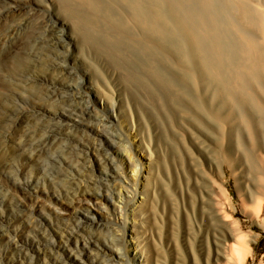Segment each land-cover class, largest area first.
I'll list each match as a JSON object with an SVG mask.
<instances>
[{
	"label": "rangeland",
	"instance_id": "1",
	"mask_svg": "<svg viewBox=\"0 0 264 264\" xmlns=\"http://www.w3.org/2000/svg\"><path fill=\"white\" fill-rule=\"evenodd\" d=\"M135 1L0 0V264L41 262L35 209L54 205L53 195L66 221L84 224L88 244L72 252L85 254L87 264L103 261L102 246L122 229L105 221L97 231L67 203L84 187L116 201L126 184L132 213L144 197L127 178L134 157L140 183L155 189V204L129 220L148 236L147 264H174L179 232L181 264H193L192 245L207 254L220 183L245 244L244 264H264V210L252 212L256 198L264 202V0H141L153 16L150 28ZM188 190L198 209L195 217L182 212L178 230L174 201ZM201 191L208 202L197 197ZM106 202L92 197L89 205L108 212ZM123 246L131 257L141 251L130 237ZM52 247L43 242L41 249L50 255ZM53 253L67 261L63 250ZM224 253L214 264H237Z\"/></svg>",
	"mask_w": 264,
	"mask_h": 264
},
{
	"label": "bare ground",
	"instance_id": "2",
	"mask_svg": "<svg viewBox=\"0 0 264 264\" xmlns=\"http://www.w3.org/2000/svg\"><path fill=\"white\" fill-rule=\"evenodd\" d=\"M135 3H136V8L138 7V10H139L138 13L141 16L142 21H144V24L150 28V24L153 23L151 21V19H152L153 16H151L146 11L145 7H143V5L141 3V0H137V1H135ZM159 17H160V20H161V18L164 17L163 12H160L159 13ZM158 23H160V21ZM202 23H204V21ZM263 26H264V24H263ZM205 29H207V28H205ZM213 31H214V28H213ZM247 40L248 39H247V36H246V41ZM249 41L251 42V39L250 38H249ZM250 42H246V43L248 44ZM195 44H197V43H195ZM250 44H248V45L251 46ZM196 51H197V49H196ZM208 59H210V58H208ZM232 71H234V70H232ZM238 82H239V80H238ZM111 83H110V81L105 80L103 82V84L101 85V87L103 89L104 94L106 96L108 95L109 97L112 96L111 98L113 99V98H115V97H113L114 96L113 93L115 92V90L113 91V88L111 86ZM229 91H230V89H229ZM114 111H115V109H114ZM131 116L133 118H134V116H138L135 110L134 111H131ZM106 126H108V125H106ZM185 147H187V145ZM148 149H149V152L151 153L152 152L151 151V149H152L151 146ZM109 155L111 157V161L112 162L115 161V159H113L114 158L113 157V154L111 153ZM131 160H132L131 161V164H132V167H134V170H133L131 176H127V178L131 181L132 184L135 185V189H134L135 192L138 193V192L141 191V193L144 195L143 200H141V201H137L136 200L137 202L135 201L133 203V205H132V207H134V209H133V212L132 213L130 212V214H132L133 217H136V212H138V209L139 208L142 209V207L146 203H148V202L150 204L151 203L153 204V202H154L155 189L154 188L151 189L150 186H148L147 184L140 183V176L142 174L141 173V171H142V169H141L142 168L141 167V162H140L139 159H135V157L134 158H131ZM105 163L107 165V168H109V163L107 161ZM201 167H203L202 170L205 173H208L206 171V169H204L205 168L204 162L201 163ZM136 168H138V169H136ZM218 169H219L220 173H223V167L218 166ZM117 170L120 171V173H121V171L122 172H125L124 171V168L122 166L119 167V168H117ZM219 177H220V175H219ZM148 178H146V179H148ZM168 178H170V175L169 174H168ZM181 180H182V178H181ZM211 181H214V180H211ZM170 183H172V182H170ZM52 184L55 185L54 182H52ZM54 188L57 191L56 186H54ZM84 188H85V191H84L83 196L81 198H79V199H71L72 201L69 202V203H67V207H69V209L71 210V212H69V213L72 214L74 216V218L77 219V221L80 219V221H83L84 223H88L89 222L93 227H97V231L98 230L100 231V227L102 226V224H104L106 222H111L113 225L116 226V228H121L122 229V231L120 229H113L114 232H115V234L112 237V245L110 246V245H108L106 243V244H104L102 246V249L104 250L103 255L106 257L103 260L104 263L105 264H147L146 261H147L148 258L146 257L147 256L146 253L148 252L147 250L150 251V249H148V247H149L148 246L149 245L148 244L149 241L147 239L148 236H146L145 230L144 231L143 230L142 231L140 230V228L137 226V224L133 220V218H132L133 224L131 226H129V220L132 217L129 214V207H130L129 202H130V200H132V202L134 200L133 199L134 198L133 195H131V193H130L131 192L130 191V186H127L126 184L125 185H122V188H123V190L126 191V193H123L122 192L119 195V198L116 201H113V197H111V195H109V192H107V194L105 192L100 193V194H98V193L95 194L93 192H90L87 189V187H84ZM215 188H216V186H215ZM187 189H189V188H187ZM194 189H196V188H194ZM64 192H61V191L58 190V194L59 195H63ZM216 193H218V191ZM208 195L209 194H207L205 191H201L199 193V195L198 196L196 195V196L199 199L203 200L204 202H208V199H209L208 198ZM218 195L220 196L221 200H220L219 203H218V200H217L216 203H218V204H216L215 213L213 212V215H214L213 220L215 219L216 225L218 227V230L215 231L217 233H216L215 236L213 235L214 238L213 237H210V235L207 236V238H206V245H207L206 246V249H208L207 250L208 252H207L206 255H205V253H202L199 250H197V248L194 245H192L193 244L192 243L193 241L192 242L190 241L192 243L191 244L192 247L190 249V251H191V260L190 261H192L193 264H214V262H220V260L222 259L221 253H224L225 252V253H227V255H228V253H230V255L232 256V258L229 257V259H235L237 261V264H244L245 263V259H246V253H247V251L244 248L245 247V244H244L243 238L240 237V236H238L241 232L238 230V228L236 226H233L232 220H230L231 211H232V207H231L232 202H231L230 205L228 204L229 203L228 200L230 198L229 197L230 194H228V192H227L226 188L224 187V184L223 183H220V185H219V193H218ZM66 196L67 197H73L72 194H70V192L68 190L66 191ZM192 196L194 198L195 195H193V193L188 190L187 192H182V194H180L179 197H177V199H175L176 201H174V202H176L175 204H177V211L175 213V218H176V224L178 226V230H180L181 227H182V225H181L182 224L181 223V220H183L182 219V215H183L182 212L183 213L185 212L186 214H188V215H190L192 217H195L196 216V213H197L196 210L198 209L196 207V205H195L196 202L193 203L192 201H189L190 200L189 198L192 197ZM92 197L93 198H96V199L104 198V200L107 201L106 202V205H107V211L108 212H104V211H98V212H96V210L93 209L89 205L90 204V201L92 200ZM50 199L53 200V204L54 205H52V204H44L42 202H37L36 209H35L36 216H37V223H36V228H37V235L36 236L37 237L36 238H37V244H38V256H39L40 261H41L39 264H87L88 261L85 258V254L84 255H82V254L80 255V254H74V252H72V250L74 251V248L77 249V250H83V248L85 246H87V244H88V241H86V239H85V237L83 235L84 230L82 228H80V226H79V225L83 226L84 224L83 223L82 224H79V223L78 224H75L73 222L66 221L65 217L63 216L64 213H62L63 212L62 209L65 210L63 208V206H62V205H64V203L61 201V199L57 195L51 196ZM199 199H198V201H199ZM256 199H255V202H256L255 204L256 205L253 207L252 212H253L254 215H256L257 217H259L261 215V213L263 212V210H264V202H263L262 199H258L257 201H256ZM192 200H194V199H192ZM195 201H196V199H195ZM154 204H155V202H154ZM199 204H200V202H199ZM201 205H203V204L201 203ZM203 206H201V207H203ZM58 208H60V210H58ZM208 210L209 209H207V211ZM199 211H200V209H199ZM204 211H206V209ZM65 212H67V211H65ZM109 214L113 215V218L110 217ZM210 215H212V214H210ZM200 216H201V214H200ZM206 216H207V214H206ZM206 216H205V218H206ZM143 218H144V216L142 217V219ZM187 218L188 217H186V220H187ZM144 224H146V223H144ZM197 224H199V223L195 222L194 225H192V226H194V228H195L197 226ZM200 224L198 225L199 227H200ZM213 224L215 225V223H213ZM91 230H93V228ZM192 230H194V229H192ZM199 230H202V229H199ZM118 232H121V233H118ZM197 233H199V232H197ZM219 234H220V238H219ZM192 235H193V233H192ZM195 235H196V233H195ZM176 236H178L177 238L175 237L176 238L177 256H175L174 264H181V261H182V257L181 256H183L184 254H181L182 253V247H181V244H180V241H181L180 240V232ZM128 237H130V241H132V244H137V246L141 250V251H139V253L136 252L133 255V257L129 256V250H128V248L125 247V246H123L124 240H127ZM197 237L198 236H195V238H197ZM43 242H46V244L51 245V247L52 246H55L57 243H58V245L55 246V247H52L53 250L51 249L50 255H45L44 254V251L41 249ZM59 243H62V245L59 246ZM96 243L98 244L99 247L102 244L100 241H97ZM105 245H107V246H105ZM189 247H190V245H189ZM56 248H59L60 250H63L64 251L65 258H66L67 261L61 262V259H59L58 257L57 258L55 257V255H54L53 252H54V250H56ZM99 253H100V250H99ZM88 255H89V258L92 256L91 253H89ZM225 257H228V256L225 255ZM95 260L96 259L94 258L93 261H95ZM98 260L100 261V259H98ZM176 260H178V261H176ZM103 261H100L99 264L100 263L102 264ZM228 261L229 260H227V262Z\"/></svg>",
	"mask_w": 264,
	"mask_h": 264
}]
</instances>
